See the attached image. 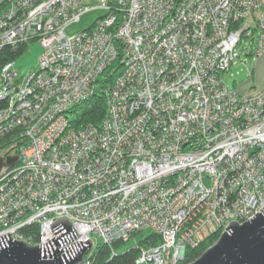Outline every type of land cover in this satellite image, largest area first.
I'll list each match as a JSON object with an SVG mask.
<instances>
[{"label":"built area","instance_id":"2783aa9c","mask_svg":"<svg viewBox=\"0 0 264 264\" xmlns=\"http://www.w3.org/2000/svg\"><path fill=\"white\" fill-rule=\"evenodd\" d=\"M89 1L0 12V51L41 45L35 69L0 66V138L14 132L19 157L0 171V234L40 244L59 217L72 241L148 228L161 240L133 264H177L264 205V83L242 94L223 81L242 38L264 59V0H96L106 13L67 35ZM116 59L105 116L76 124L70 110Z\"/></svg>","mask_w":264,"mask_h":264},{"label":"water","instance_id":"95a60500","mask_svg":"<svg viewBox=\"0 0 264 264\" xmlns=\"http://www.w3.org/2000/svg\"><path fill=\"white\" fill-rule=\"evenodd\" d=\"M17 154H0V171L18 160ZM50 239L32 244L16 240L9 232L0 234V264H77L91 247L72 241L77 233L67 217L51 223ZM186 264H264V205L260 212L242 222L230 221L218 238Z\"/></svg>","mask_w":264,"mask_h":264},{"label":"trees","instance_id":"16d2710c","mask_svg":"<svg viewBox=\"0 0 264 264\" xmlns=\"http://www.w3.org/2000/svg\"><path fill=\"white\" fill-rule=\"evenodd\" d=\"M7 0H0V12L6 5ZM27 44L21 45L18 49L12 50L5 47L0 51V66L9 60H13L19 55ZM119 68V60L116 59L111 66L106 68L98 79L97 88L92 94L75 105L70 113L76 124L92 122L99 123L106 114V99L103 92V87L112 81L116 71ZM15 134L11 132L0 138V154L7 155L15 152L16 142ZM219 236L218 232L207 236L205 239L198 242L195 246L186 245L183 258L177 264H186L208 247ZM161 240L160 235L149 231L145 236L137 241L135 245L124 247L126 240L116 239L110 243L100 242L93 250H91L90 258L92 264H133L141 247H149L156 245Z\"/></svg>","mask_w":264,"mask_h":264},{"label":"rangeland","instance_id":"374dc122","mask_svg":"<svg viewBox=\"0 0 264 264\" xmlns=\"http://www.w3.org/2000/svg\"><path fill=\"white\" fill-rule=\"evenodd\" d=\"M88 4L90 7L82 12L77 20H72L65 25L64 31L67 35H73L90 27L106 13V8L100 6L96 0H91ZM253 48L254 44L251 42L250 37L242 38L236 45L235 51L238 55L231 60L229 67L223 73V81L229 89H235L239 93L244 94L262 87L264 83V59L262 56L256 55L252 51ZM40 53V43L35 39L29 41L24 50L14 59V66L18 73L23 74L35 69ZM149 231L148 228L138 230L126 240L124 247L135 245ZM91 236L92 247L90 249L93 250L101 240L94 234ZM207 236H203L201 240Z\"/></svg>","mask_w":264,"mask_h":264},{"label":"bare ground","instance_id":"6f19581e","mask_svg":"<svg viewBox=\"0 0 264 264\" xmlns=\"http://www.w3.org/2000/svg\"><path fill=\"white\" fill-rule=\"evenodd\" d=\"M132 235H133V234H131V236H132ZM131 236H130V237H131ZM91 247H92V243H91ZM91 247H90V248H91ZM90 248H89V249H90ZM89 249H88V250H89ZM90 251H91V249H90ZM85 254H86V253H85ZM85 254H84V255H85Z\"/></svg>","mask_w":264,"mask_h":264}]
</instances>
